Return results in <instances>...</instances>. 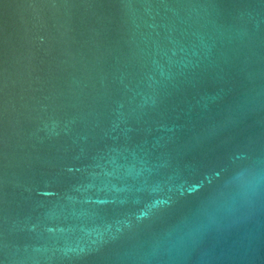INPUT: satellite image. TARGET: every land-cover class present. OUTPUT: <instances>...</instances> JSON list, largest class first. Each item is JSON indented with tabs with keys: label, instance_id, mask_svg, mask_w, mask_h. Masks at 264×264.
I'll return each mask as SVG.
<instances>
[{
	"label": "water",
	"instance_id": "1",
	"mask_svg": "<svg viewBox=\"0 0 264 264\" xmlns=\"http://www.w3.org/2000/svg\"><path fill=\"white\" fill-rule=\"evenodd\" d=\"M0 264H264V0H0Z\"/></svg>",
	"mask_w": 264,
	"mask_h": 264
}]
</instances>
